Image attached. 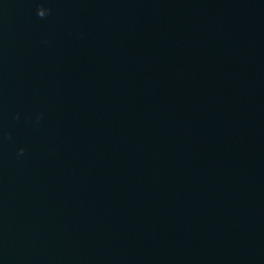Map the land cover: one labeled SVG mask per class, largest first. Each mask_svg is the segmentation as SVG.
<instances>
[{
	"label": "water",
	"instance_id": "water-1",
	"mask_svg": "<svg viewBox=\"0 0 264 264\" xmlns=\"http://www.w3.org/2000/svg\"><path fill=\"white\" fill-rule=\"evenodd\" d=\"M0 264H264V0H0Z\"/></svg>",
	"mask_w": 264,
	"mask_h": 264
}]
</instances>
